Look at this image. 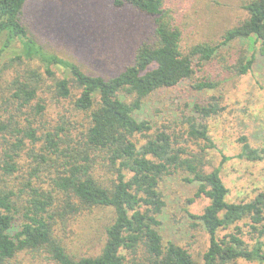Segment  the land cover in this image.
Masks as SVG:
<instances>
[{"label": "trees", "instance_id": "16d2710c", "mask_svg": "<svg viewBox=\"0 0 264 264\" xmlns=\"http://www.w3.org/2000/svg\"><path fill=\"white\" fill-rule=\"evenodd\" d=\"M25 2L0 0V264H23L24 258L55 264L264 263V191L228 201L219 166L204 169V154L215 147L205 118L222 112L219 98L194 103L195 114H183L178 132L136 117L154 91L192 79L196 66L207 61L227 62L222 48L235 40L257 42V53L264 54V0H241L244 20L227 28L218 42H199L186 51L163 0H111L114 7L127 5L152 16L154 29L132 62L109 78L47 51L23 19ZM253 59L240 56L227 68L244 74ZM220 82L202 78L192 87L213 89ZM198 140L205 145L190 149ZM238 141V156L264 159V146L253 147L244 135ZM26 142L32 147L23 164ZM180 172L198 184L196 196L208 199L193 215L208 235L200 262L159 232L166 205L160 184ZM97 208L112 213L104 243L94 255L76 256L62 232ZM244 226L251 243L242 237Z\"/></svg>", "mask_w": 264, "mask_h": 264}, {"label": "rangeland", "instance_id": "374dc122", "mask_svg": "<svg viewBox=\"0 0 264 264\" xmlns=\"http://www.w3.org/2000/svg\"><path fill=\"white\" fill-rule=\"evenodd\" d=\"M163 1L165 11L181 30L180 47L183 51L199 42H218L227 28L247 17L241 0ZM23 19L31 35L47 51L75 62L89 74L104 78L114 76L130 64L135 49L151 37L154 29L152 16L127 5L114 7L111 0H26ZM257 46V42L241 39L222 48L221 53L227 56L229 63H235L240 56H254L246 73L231 72L227 62L207 61L196 66L198 70L192 79L158 89L145 97L136 113L139 120L148 119L153 125L169 126L178 132L184 125L180 121L183 114H195L192 112L194 103L206 105L218 97L222 112L216 117L205 118L215 147L205 152L203 161L206 162V171L219 166L221 179L229 190L228 201L249 200L258 191H264V159L250 161L238 156V137L242 135L253 147L264 146V54L257 53ZM56 73L63 75L61 69L56 68ZM209 77L221 81L220 84L213 89L196 90L192 87L193 81ZM65 105L60 108L64 109ZM52 107L55 110V104L50 109ZM204 145L203 140H198L190 144V149L198 151ZM31 147L30 142L25 143L20 163L24 164L28 159ZM188 176L180 172L161 182L166 205L159 214V232L164 240L185 247L200 262L208 245V235L200 220L193 215L202 212L208 199L202 194L196 196L198 184L186 181L184 178ZM111 215L109 208H97L61 231L68 250L76 256L98 253ZM15 230L13 228L10 233ZM229 230L218 233L223 235ZM243 231V239L251 243L247 226ZM23 264L55 263L44 259L34 263L24 258ZM235 264L264 263L239 259Z\"/></svg>", "mask_w": 264, "mask_h": 264}]
</instances>
